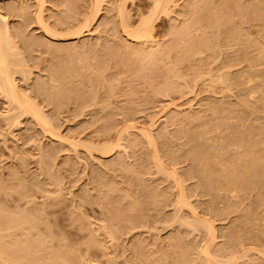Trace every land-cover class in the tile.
<instances>
[{
	"label": "rangeland",
	"instance_id": "374dc122",
	"mask_svg": "<svg viewBox=\"0 0 264 264\" xmlns=\"http://www.w3.org/2000/svg\"><path fill=\"white\" fill-rule=\"evenodd\" d=\"M0 14L45 118L0 91V209L38 218L46 258L264 264V0H0Z\"/></svg>",
	"mask_w": 264,
	"mask_h": 264
},
{
	"label": "bare ground",
	"instance_id": "6f19581e",
	"mask_svg": "<svg viewBox=\"0 0 264 264\" xmlns=\"http://www.w3.org/2000/svg\"><path fill=\"white\" fill-rule=\"evenodd\" d=\"M158 4H160L159 1L157 2V5ZM4 18L5 17L0 16V91L2 92L3 96L6 98V100L8 102L15 104V108L17 106V108L23 110L24 112L29 113V114L30 113L33 114L38 119H42L40 121L43 123V121L45 122V118H42L43 116H41V118H39V112L40 111H38V109L36 108V106L34 104H33L34 107L31 105L32 102L29 103L28 98L26 99V97L22 96V92L19 90L18 86L16 85L15 78L13 76L14 74L12 73L13 71H11L12 70V67H11L12 63H11L10 58H9V48L5 45L7 40H4V38L6 39L8 36L5 34H8V31H9V30L7 31V29H8V28H6L7 26L5 27V25L3 24L5 22ZM143 22H144L143 23L144 28H142L141 32H143V30H144V32L142 34L150 37V35H151L150 34L151 33V31H150L151 30V27H150L151 24L148 21V19L146 21L144 19ZM5 31H6V33H5ZM141 32L138 33L139 37H141ZM3 34L5 37L3 36ZM61 86H63V85H61ZM61 86H59V88ZM57 89L58 88H56V90ZM62 89L60 88L58 90H62ZM26 100H28V101H26ZM38 119H35V120L37 121ZM43 125L48 126L46 124H43ZM52 132H53V130H52ZM47 133L49 134V132H47ZM53 133L51 136H53V135L56 136V133H54V134ZM181 201H182V198H181ZM181 201H180V199L178 200L179 203H181ZM183 202H182V204H184ZM18 206H19V204H18ZM3 209H4V207H3ZM2 210L0 211V264H72L71 262L73 259L70 260L71 258L68 256L70 254L68 252L65 254V251H63L64 253L62 251H59V254H60V252L63 253L60 256V258L62 257L64 260H62V258L60 259L58 254L55 255L56 257L58 256L57 258L61 261H58L57 258L51 259L52 258L51 256H50L51 258L48 256L51 260L45 257V256H47V255H44V253H43L45 251L48 252L49 255H51L50 252L47 251V248L44 246L45 240H43V236H45V235H43L42 237H39L38 235L35 236V234L33 235V233L29 232V228H30V231H34V230H36V228H37V230L40 229V226L37 227L38 224L37 225L35 224V222L38 219L37 217H36L37 219L33 218L35 216L32 215L33 217L31 218V215H30L31 213H27L28 211H26L25 209H24L25 210L24 212H23V209L22 210L20 209V212L18 209L17 212H19V213H17V214H15V212H14V214H10L8 212H7L8 214H6L5 212L7 211V209L5 212H3ZM9 214H10V216H8ZM40 221H42V220H40ZM36 223H38V222H36ZM40 224H41V222H40ZM24 227H26V228H24ZM33 228H34V230H31ZM11 229H12V231L10 232ZM17 229H18L19 233L23 232L26 229L25 231H27V233H25V231H24V235L21 233V236L23 235L22 237H24L26 235V238L25 237L23 238L25 240V242H23L24 240L21 239L22 237L18 236L20 234L16 233ZM19 229L20 230L22 229V231H20ZM5 230L8 231L9 233L8 232L5 233L6 232ZM28 232H29V235H27ZM5 234H8L9 236L11 235L12 240H14L13 237L17 236L18 238L16 237L17 239H15L13 242L12 240L10 241V238L7 235L6 237L11 242V243H9L8 239L7 240L5 239L6 238ZM31 235H33L35 237L33 238V236H31ZM39 235L41 236V234H39ZM20 239H21V242H20ZM207 248H208V246H207ZM207 248H205V249H207ZM208 250H209V248L207 250H205V252L206 251L208 252ZM55 253H57V252H55ZM47 259L49 260L48 263H47V261H48ZM42 261H44V262H42ZM51 261H52V263H50Z\"/></svg>",
	"mask_w": 264,
	"mask_h": 264
}]
</instances>
